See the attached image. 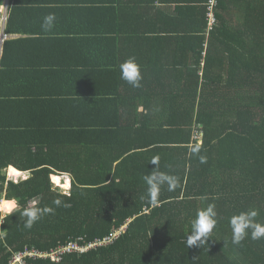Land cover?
Here are the masks:
<instances>
[{
    "label": "trees",
    "instance_id": "trees-1",
    "mask_svg": "<svg viewBox=\"0 0 264 264\" xmlns=\"http://www.w3.org/2000/svg\"><path fill=\"white\" fill-rule=\"evenodd\" d=\"M139 1L100 0L89 8L84 7L88 1L71 5L73 22L87 27L85 35L78 36L73 29L71 36L81 42V55L94 56L97 62L75 72L60 66L59 80L49 84L52 95L36 100L43 127L17 131V145L0 143V197L15 198L20 205L12 215L0 214V264L8 262L15 250L48 253L80 239L81 246L95 244L126 225L108 247L68 253L60 262L29 261L264 264V239L252 240L249 232L234 245L229 224L233 215L250 210H256L255 221L264 224V0H220L218 21L210 34V46L213 40L224 42L216 45V58L207 57L203 76L197 71L188 82L161 84V96L160 84L149 82L152 69L146 72L140 61L134 59L142 76L139 88L120 79L119 65L133 58L127 30L130 12ZM203 2L206 31L210 0ZM15 14L10 18L8 13V35L16 31ZM202 39L200 68L207 38ZM9 40L0 69L6 67ZM229 42L239 47L238 58ZM1 73L0 91L8 90L12 82L3 81ZM2 95L0 99L13 108L20 107L19 101H11L17 98L13 93ZM140 107L145 112L140 113ZM3 116L9 120L10 115L0 111V140L16 134V129H6L10 125ZM196 147L198 153L192 151ZM155 156L159 171L178 177V185L173 191L163 185L158 203L152 205L143 177L156 167L150 164ZM200 157L205 158L203 163ZM11 167L31 178L19 185L8 183L5 171ZM65 175L71 180L63 182ZM11 176L24 174L13 169ZM51 178L69 193L55 190ZM56 199L61 206L53 203ZM33 200L54 212L27 228L21 213ZM208 204H215L216 227L207 245L188 248L191 222Z\"/></svg>",
    "mask_w": 264,
    "mask_h": 264
},
{
    "label": "crops",
    "instance_id": "crops-1",
    "mask_svg": "<svg viewBox=\"0 0 264 264\" xmlns=\"http://www.w3.org/2000/svg\"><path fill=\"white\" fill-rule=\"evenodd\" d=\"M75 1H88L84 6L88 8L100 2V0H3L0 12L2 11L3 15L8 12L10 18L12 13L16 12L13 20L16 31L9 35L11 42L10 49L6 52V67L0 69L5 77L3 81L12 82V85L7 87L8 90L5 88L0 92H2L1 97H5L2 94L13 93L12 97L17 98L11 101L14 103L19 101L20 107L15 109L9 101L0 99V111L10 115L9 120L5 116L2 117L6 126L10 125L6 129H16L15 136L10 137L12 139L1 138L2 145L19 144L20 138L17 134L19 130L33 131L43 127L41 116H39L42 108L36 100H40L43 95L44 97L52 95L53 90L49 84L59 80L60 66L67 68L66 72H75L87 67L89 62H97L94 56L88 57L84 53L81 55V42L74 38V35L71 36L73 29L79 32L78 36L87 33V27L82 24L77 27V23H74L71 18L69 10L72 9L71 5ZM202 7H205L203 0H140L135 9L130 12V28L127 30L130 32V56L140 61V65L146 72L152 69L149 82L160 84L157 94L159 96L162 94L161 84L188 82L194 79V73L197 71L203 76L201 72H204L207 57L215 56L216 58V45L224 43L213 40L210 46V34L213 29L209 25L208 30L205 31ZM49 14H54L55 18L51 29L45 31L42 24ZM1 23L0 19V34L7 33L8 23L5 28ZM202 38L207 40L203 52L204 61L201 62L200 68L199 45L203 42ZM227 45L232 48V51L234 49V58H238L237 44L229 42ZM5 46L6 44H3V47L0 45V60L5 54ZM34 94L36 95L33 96ZM144 94L151 95L149 92ZM155 95L154 93L152 97ZM133 100L134 97L131 94L130 105ZM140 109V113L145 112L143 108L140 107ZM133 113L130 109V115ZM25 121L30 125L23 126ZM13 169L23 174L17 168L11 167L5 171L8 183L13 182L15 177L11 176ZM26 177H31V174ZM67 179L71 180L69 176ZM20 183L19 180L15 182L16 185ZM3 200H7V197H0V201ZM18 209L20 208L16 211ZM11 257L5 264H9Z\"/></svg>",
    "mask_w": 264,
    "mask_h": 264
},
{
    "label": "clouds",
    "instance_id": "clouds-1",
    "mask_svg": "<svg viewBox=\"0 0 264 264\" xmlns=\"http://www.w3.org/2000/svg\"><path fill=\"white\" fill-rule=\"evenodd\" d=\"M54 18V14H49L44 18L42 28L45 31L51 29ZM119 70L121 80L127 82L134 88H139L141 86L140 81L142 80V76L140 67L135 62L134 58H128L122 62L119 65ZM192 151L194 153H198L199 147L193 148ZM204 159V157H200L202 163L204 162ZM150 164H153L156 167L149 174L145 175L143 180L147 185V198L149 203L156 205L158 203L161 187L167 184L168 191H173L178 185V177L159 171L158 156L153 157ZM23 174L24 176L21 179L14 177L13 183L17 180L25 182L31 178L26 177V175L30 173L23 172ZM65 187H67V184H65ZM53 203L59 207L63 202L56 199ZM63 206L67 207L68 205L63 204ZM18 207H20V205L15 198L0 201V214L11 215ZM214 209L215 204H208L205 209L197 211L195 218L191 222V232L186 237V245L188 248L193 246L201 248L202 246L207 245L209 234L213 231L217 224L215 219L216 212ZM52 212H54L52 207L40 208L36 206L35 200L30 201L29 205L25 206L21 213L22 217L27 218L24 226L31 228L42 215ZM257 215L258 212L256 210H250L242 211L230 218L229 224L232 230V243L234 245H239L249 235V232L252 240L264 239V224L255 221Z\"/></svg>",
    "mask_w": 264,
    "mask_h": 264
},
{
    "label": "built area",
    "instance_id": "built-area-1",
    "mask_svg": "<svg viewBox=\"0 0 264 264\" xmlns=\"http://www.w3.org/2000/svg\"><path fill=\"white\" fill-rule=\"evenodd\" d=\"M219 5V0H210L208 4V12H209V22L210 28L216 25L217 18V8ZM8 23V12L5 13L2 17V27L5 28ZM9 35L7 33L0 34V45L2 46L9 39ZM127 227H122L117 231L112 232L109 236L105 237L102 240H97L95 244H90L87 246H81V239L76 241V243H72L70 245L60 247L57 250H52L48 253H43L37 250L26 249L25 251H16L13 253L12 258L9 264H32L29 259H50L53 262H60L65 254L68 253H77V254H85L91 250H95L102 247H108L113 245L117 239L126 231Z\"/></svg>",
    "mask_w": 264,
    "mask_h": 264
},
{
    "label": "rangeland",
    "instance_id": "rangeland-1",
    "mask_svg": "<svg viewBox=\"0 0 264 264\" xmlns=\"http://www.w3.org/2000/svg\"><path fill=\"white\" fill-rule=\"evenodd\" d=\"M61 178L63 179L62 181L64 182V180H65V179H67V178H68V176H61ZM20 182H21V181H20ZM51 183H52V185H54L56 188H58V189H56V188L54 187V189H55V190H59V191L63 192V193H64V195H65V194H68V193H69V191H70V190H65V191H64L62 188H59L57 185H55V184H54V182H53V179H52V178H51ZM70 189H71V188H70ZM37 202H38V201H36V204H37ZM13 213H14V212H13ZM3 216H5V215H4V214H2V217H3ZM6 216H7V215H6ZM125 227H127V225H126Z\"/></svg>",
    "mask_w": 264,
    "mask_h": 264
}]
</instances>
